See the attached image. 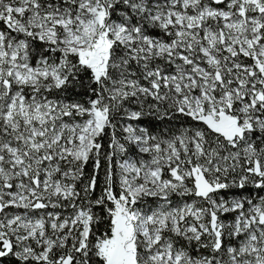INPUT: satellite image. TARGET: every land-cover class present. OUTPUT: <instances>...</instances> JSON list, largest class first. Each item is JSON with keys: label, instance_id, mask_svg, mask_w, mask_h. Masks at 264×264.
I'll return each instance as SVG.
<instances>
[{"label": "snow or ice", "instance_id": "6c2138e0", "mask_svg": "<svg viewBox=\"0 0 264 264\" xmlns=\"http://www.w3.org/2000/svg\"><path fill=\"white\" fill-rule=\"evenodd\" d=\"M0 264H264V0H0Z\"/></svg>", "mask_w": 264, "mask_h": 264}]
</instances>
